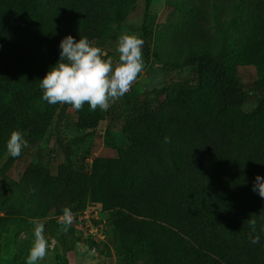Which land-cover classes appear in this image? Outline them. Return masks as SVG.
I'll return each instance as SVG.
<instances>
[{"label":"rangeland","instance_id":"rangeland-1","mask_svg":"<svg viewBox=\"0 0 264 264\" xmlns=\"http://www.w3.org/2000/svg\"><path fill=\"white\" fill-rule=\"evenodd\" d=\"M20 17L27 24L24 33L0 48V56L24 68L16 86L34 94L37 125L46 130L30 148L45 149L44 155L53 145L51 132L58 116L89 110L87 103L76 110L41 98L39 80L59 60L62 38L87 37L116 63L118 38L133 34L142 39L145 28L150 54L144 55L142 45L143 70L129 91L103 110V120L93 133L69 128L70 138H82L71 143L69 164L58 151L53 159L44 156L41 161L26 155L25 149L15 158L6 150L0 153V264H25L36 223L44 225L48 242L46 255L37 264H119L112 222L121 221L130 232L134 229L132 216L118 207L116 199L134 192L118 169L117 155L131 149L154 151L155 143L139 119L117 120L109 109L118 112L128 94H142L159 84L154 71L175 54L170 45L174 40L205 42L215 37L228 53L227 75L240 80L247 98L240 107L216 116L214 86L206 79L190 98L152 103L153 120L175 124L178 133L213 150L208 167L219 178L221 170L231 166L238 179L234 184L243 188L257 174L264 176V111L258 109L260 93L255 85L264 71V0H153L148 8L144 0H0V25ZM179 170L174 176L183 182L184 167ZM85 206L107 212L104 241L92 242L74 223L60 222L65 208L72 215ZM117 211L125 216L117 217ZM147 232L140 233V239H148ZM147 255L155 264H164L161 245H152Z\"/></svg>","mask_w":264,"mask_h":264},{"label":"trees","instance_id":"trees-1","mask_svg":"<svg viewBox=\"0 0 264 264\" xmlns=\"http://www.w3.org/2000/svg\"><path fill=\"white\" fill-rule=\"evenodd\" d=\"M152 1L144 0L145 8ZM26 27L21 17L0 25V48L22 35ZM147 36L143 28L145 56L150 54ZM209 39L170 42L175 54L154 71L159 84L142 94H128L118 112L109 109L117 120L139 119L155 143L154 151L133 152L131 149L117 155L118 169L134 192L131 197L116 199L118 207L132 216L130 225L134 229L130 232L121 221L112 222L119 264H155L147 258V249L152 245L162 246L164 264H264V198L252 190L253 182L246 183V188L234 184L238 179L233 178L232 166L221 170L219 178L217 172L208 167L213 162V150L202 148L187 134L178 133L177 125L165 126L152 118V103L190 98L206 79L214 86L216 116L245 103L244 85L226 73L225 46L215 37ZM23 71L20 63L0 56V92L4 96V101L0 102V153L6 150L10 133L16 130L22 132L28 142L26 155L41 161L44 156L53 159L58 151L69 164L71 143L82 140L81 137L70 138L69 128L91 134L103 120L104 112L97 108L71 117L58 116L48 154L44 155L45 149L40 147L31 149L46 130L37 125L34 94L16 86ZM255 83L260 93L258 109L264 111V71ZM166 136L170 138L168 143L164 142ZM181 166L184 167L183 182L174 176ZM116 214L125 216L122 211ZM252 220L256 221L254 233ZM144 230L148 231V239H140ZM250 234H259L260 242L252 244Z\"/></svg>","mask_w":264,"mask_h":264},{"label":"clouds","instance_id":"clouds-1","mask_svg":"<svg viewBox=\"0 0 264 264\" xmlns=\"http://www.w3.org/2000/svg\"><path fill=\"white\" fill-rule=\"evenodd\" d=\"M143 40L133 34H122L118 38L116 52L118 62L105 58L104 51L92 44L87 37L75 39L67 35L59 43V60L52 65L45 76L39 80L41 98L48 104H68L79 110L85 103L89 109L107 110L110 102L123 96L132 82L143 70ZM169 137H164L168 143ZM28 142L20 131H12L6 141V151L11 157H19ZM252 190L264 198V176H255ZM72 215L68 208L63 210L60 221L71 222ZM253 233L256 221H251ZM33 242L25 264H37L46 255L48 242L44 235V225L36 223L33 228ZM252 244L260 242V235H249Z\"/></svg>","mask_w":264,"mask_h":264},{"label":"built area","instance_id":"built-area-1","mask_svg":"<svg viewBox=\"0 0 264 264\" xmlns=\"http://www.w3.org/2000/svg\"><path fill=\"white\" fill-rule=\"evenodd\" d=\"M71 222L78 226L82 235L92 242H102L107 235V212L95 206H85L72 214Z\"/></svg>","mask_w":264,"mask_h":264}]
</instances>
